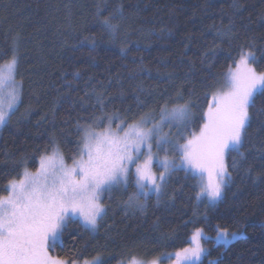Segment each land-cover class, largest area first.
<instances>
[{
    "label": "trees",
    "instance_id": "16d2710c",
    "mask_svg": "<svg viewBox=\"0 0 264 264\" xmlns=\"http://www.w3.org/2000/svg\"><path fill=\"white\" fill-rule=\"evenodd\" d=\"M239 4L238 10L234 0H0V63L15 42L22 85L19 104L0 129V189L25 168L36 170L53 146L71 163L81 147L77 123L96 127L111 116L128 124L145 113L158 119L162 106L191 100L198 131L240 44L254 39L257 70L264 71V0ZM109 13L116 15L114 32L101 23ZM230 21L231 41L218 34ZM209 49L215 55L205 59ZM262 100L257 97L258 107ZM262 142L264 127L254 119L241 149L244 162L233 170L239 158L226 157L233 179L214 208L195 200L197 179L182 169L169 176L159 203L148 196L143 211L125 205L135 191L130 182L126 190L103 193L107 212L95 233L70 221L50 255L77 264L96 256L104 264L132 255L148 260L186 247L193 228L202 227L207 252L198 264H264V180L252 179L264 169ZM191 220L195 225L185 223ZM217 226L242 236L216 244Z\"/></svg>",
    "mask_w": 264,
    "mask_h": 264
},
{
    "label": "snow or ice",
    "instance_id": "6c2138e0",
    "mask_svg": "<svg viewBox=\"0 0 264 264\" xmlns=\"http://www.w3.org/2000/svg\"><path fill=\"white\" fill-rule=\"evenodd\" d=\"M233 6L238 10L242 7L239 0H234ZM100 11L97 5V17ZM115 18V13H109L101 23L114 32L117 27L113 23ZM218 34L231 41L235 35L232 22ZM257 51L254 39L238 46L235 67L230 66L226 75V90L212 94L198 133L183 135L177 128L179 139H173L171 131H164L165 126L171 128L173 122L187 129L193 115L191 100L175 103L170 109L162 106L158 120L145 113L126 127L125 121H121L115 130L113 117H108V124L101 131H96L91 125L77 123V131L82 133L81 147L73 155L71 166L65 163L60 150L53 146L50 154L40 156L35 172L25 168L18 178L8 179L0 189L5 193L0 194V264H77L76 259L68 261L50 255L58 243H63L67 224L78 220L95 233L107 212L102 194L111 193L116 188L126 190L130 182L134 184L135 191L129 195L125 205L143 211L142 199L146 200L150 193H155L159 203L169 176L182 169L186 177L191 176L198 181L195 200L206 201L208 207L214 208L233 179L226 157L236 153L239 159L234 158L231 164V168L236 170L238 164L246 159L241 149L253 120L264 127V100L257 106V97H264V71L257 70L260 62ZM259 51L264 56V48ZM209 55H215V50L209 49L204 54L205 59ZM18 64L14 42L10 58L0 65V126L8 122L20 101L22 85L15 79ZM6 87L11 88L7 108L3 103ZM98 102L103 108L102 96ZM259 151L264 153V142ZM169 153L173 155L170 157ZM154 166L160 169L158 174L153 170ZM252 171L251 167L247 169L249 174ZM252 179L253 183L264 180V169ZM185 223L195 225L196 221ZM216 233L215 239L224 244L239 239L241 235L220 226H217ZM207 239L204 228L194 227L189 246L176 250L174 254L167 253L163 258L172 264H198L207 252L202 243ZM83 264L104 262L96 256L84 260ZM122 264H163V260L145 261L132 255ZM210 264L216 262L211 261Z\"/></svg>",
    "mask_w": 264,
    "mask_h": 264
},
{
    "label": "rangeland",
    "instance_id": "374dc122",
    "mask_svg": "<svg viewBox=\"0 0 264 264\" xmlns=\"http://www.w3.org/2000/svg\"><path fill=\"white\" fill-rule=\"evenodd\" d=\"M2 64H4V63H0V65H2ZM234 69V68H233ZM228 73V72H227ZM227 73H226V75H227ZM15 79H16V81L17 82H19L20 83V81L16 78V76H15ZM224 82V86H222L223 87V89L222 90H220V91H223V90H226V76L224 77V80H223ZM21 84V83H20ZM11 92V88L10 87H6L5 89H4V93H3V95H4V100H3V103H4V106H5V108H7V105H8V103L10 102V97H9V95H8V93H10ZM20 98H21V92H20ZM211 99H212V97H211ZM20 102V101H19ZM19 104V103H18ZM170 109V108H169ZM192 113V112H191ZM193 114V113H192ZM111 117V116H110ZM113 118H115L114 119V122H113V124H112V127H113V129L115 130V127H116V124H118V123H120L121 121L117 118V117H113ZM158 119H159V117H158ZM157 119V120H158ZM9 120V119H8ZM102 124V125H101ZM107 124H108V118L104 121V123H100V124H98V126H96V127H94L95 128V130L96 131H101L105 126H107ZM194 124V115H192V119H191V121H190V123L188 124V126H187V129L185 130L182 126H179V125H176L175 124V122H173V126L171 127V128H169L168 126H165V128H164V131H171L172 133H173V139H179V134H178V132H177V128H180V132L181 133H183V135H188V134H190L191 132H199V130L198 131H194L193 129H192V125ZM127 126V124H125V127ZM3 126H0V129L2 128ZM180 142L182 143L183 142V140H180ZM51 153V152H50ZM50 153H48V154H50ZM62 154V153H61ZM169 155H170V157L173 155L172 153H169ZM177 159H178V157H177ZM66 163V162H65ZM72 163V162H71ZM71 163H66L67 165H69V166H71ZM38 167H39V160H38ZM37 167V168H38ZM154 171H156L157 172V174H158V172H159V168L158 167H155L154 166V169H153ZM36 170H34V171H30V172H35ZM23 173V172H22ZM198 182V181H197ZM116 189H119V188H116ZM150 195H154L155 197H157L156 196V194L155 193H150ZM102 196H103V194H102ZM102 196H101V198H102ZM202 202V201H201ZM204 203H206L207 204V202L206 201H203ZM142 203H144V205L146 204V200H143L142 199ZM130 208V207H129ZM132 209H134V208H132ZM217 235V234H216ZM216 235L214 236V238H213V240H214V242L216 243V244H223V245H228V244H230L231 242H233V241H235V240H232L230 243H228V244H224L222 241H217L216 239H215V237H216ZM242 236V233H241V235H240V237ZM239 237V238H240ZM237 240V239H236ZM202 243H203V241H202ZM187 246H189V244L187 245ZM186 246V247H187ZM204 246V245H203ZM173 254L175 253V252H172ZM165 256V255H164ZM164 256H161V257H155V258H152V259H148V260H145V259H142V260H145V261H151V260H153V259H157V258H161L162 260H163V264H172V261H170V260H168V259H164L163 257ZM203 258V256L201 257V259ZM173 259H174V257H173ZM201 259H200V261H201ZM199 261V262H200ZM198 262V263H199ZM79 264H83V262L82 263H79Z\"/></svg>",
    "mask_w": 264,
    "mask_h": 264
}]
</instances>
